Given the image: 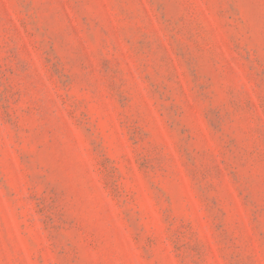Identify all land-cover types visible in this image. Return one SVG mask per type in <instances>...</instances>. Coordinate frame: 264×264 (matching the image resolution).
Masks as SVG:
<instances>
[{
  "label": "rangeland",
  "instance_id": "rangeland-1",
  "mask_svg": "<svg viewBox=\"0 0 264 264\" xmlns=\"http://www.w3.org/2000/svg\"><path fill=\"white\" fill-rule=\"evenodd\" d=\"M0 264H264V0H0Z\"/></svg>",
  "mask_w": 264,
  "mask_h": 264
}]
</instances>
